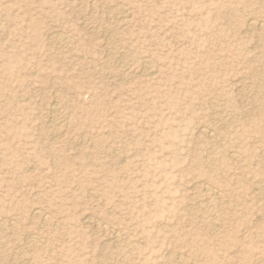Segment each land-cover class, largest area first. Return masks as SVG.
Returning a JSON list of instances; mask_svg holds the SVG:
<instances>
[{"label": "rangeland", "instance_id": "1", "mask_svg": "<svg viewBox=\"0 0 264 264\" xmlns=\"http://www.w3.org/2000/svg\"><path fill=\"white\" fill-rule=\"evenodd\" d=\"M251 20L264 0H0V264H264Z\"/></svg>", "mask_w": 264, "mask_h": 264}, {"label": "bare ground", "instance_id": "2", "mask_svg": "<svg viewBox=\"0 0 264 264\" xmlns=\"http://www.w3.org/2000/svg\"><path fill=\"white\" fill-rule=\"evenodd\" d=\"M249 20V19H248ZM248 26H249V28H251V29H256V30H264V25H262V23H257V22H254V20H251L249 23H248ZM145 64H147V63H145ZM144 67V66H143ZM150 75V74H149ZM200 130V129H199ZM209 131V130H208ZM211 132V131H210ZM200 133L202 134V135H205V136H207V137H209L210 136V133L209 132H207L206 131V128H204V130L202 129V127H201V130H200ZM213 136L215 135V134H212ZM216 136V135H215ZM263 184V183H262ZM260 186V185H259ZM264 188V187H263ZM206 189V188H205ZM204 189V190H205ZM259 189V188H258ZM207 190V189H206ZM214 191V190H213ZM212 192V191H211ZM256 192V191H255ZM259 192H260V195H262V196H264V189H261L260 188V190H259ZM257 194V193H256ZM200 205V204H199ZM34 214V216H36V217H39V216H41L40 215V213L39 212H34L33 213ZM32 214V215H33ZM40 218V217H39ZM47 220V219H46ZM45 220V221H46ZM88 220V219H87ZM86 223H88L87 221H86ZM85 223V224H86ZM99 225L100 224H97V227H99ZM185 257V256H184Z\"/></svg>", "mask_w": 264, "mask_h": 264}]
</instances>
